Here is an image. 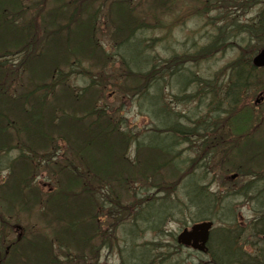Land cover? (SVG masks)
I'll list each match as a JSON object with an SVG mask.
<instances>
[{"label": "trees", "instance_id": "16d2710c", "mask_svg": "<svg viewBox=\"0 0 264 264\" xmlns=\"http://www.w3.org/2000/svg\"><path fill=\"white\" fill-rule=\"evenodd\" d=\"M143 2L0 0V171H7L0 184V227H9L10 220L19 226L21 216L25 220L32 217L37 223L28 222L31 230L40 225L54 235L39 231L35 236L31 231L29 246L18 249L19 243H28L26 239L21 236L10 241V235L5 233L0 242L8 244L9 249L0 251V264H53L54 258L47 254L52 251L55 236L65 237L67 248L92 251L93 240L105 227L100 221H108V229L112 230L126 223L129 238L130 234L136 235L132 227L140 223L150 222L149 229L153 230L170 211H178L174 202L178 185L165 182L171 180L169 176L180 177L185 167H194L192 174L197 177L183 179H187L184 199L202 211L212 208L215 201L198 182L197 172L204 155H214L215 151L222 155L229 173L248 180L238 193L254 205L257 216L250 233L260 239L264 236V114L257 115V106L247 102L249 95L264 93V68L252 65V58L264 48V0H202L197 9L204 8V12L197 13L198 18L225 7L249 11L247 14L256 9V13L243 23L231 17L208 22L207 26H214V34L207 44L193 53L175 54L173 62L157 59L152 54L153 43L148 44L144 35L165 28L157 14L168 11L174 0H153L152 19L143 12ZM46 3L50 5L47 11ZM35 14H40L39 26ZM104 27L115 49L113 53L98 40ZM239 37L243 45L234 46L238 54L226 66L224 82L185 74V65H197L225 52L224 47ZM32 38L37 39L38 48L47 50L46 55L30 53ZM73 66L88 79L76 89L69 85L75 71H64ZM92 68L100 74L109 69L111 74L105 81L125 98L150 100L151 127L145 138L143 135L138 139L101 106L103 85ZM167 75L174 77V84L186 92L189 85L195 84L190 98L195 94L209 96V111L205 113L208 120L197 121L199 115L168 110L161 88ZM219 121L224 125L218 126ZM195 142L198 144L194 147ZM226 143L236 146L224 149ZM183 144L190 151L195 148L193 159L181 158L178 148ZM131 147L135 149L132 158ZM12 151L16 155L10 156ZM44 181L52 182L50 190H42ZM144 183L152 187L145 188ZM133 220L137 225L131 226ZM260 244L253 246L255 255L248 256L243 249H235L234 241H228L221 264H264L263 239ZM135 261L143 262L140 258Z\"/></svg>", "mask_w": 264, "mask_h": 264}, {"label": "rangeland", "instance_id": "374dc122", "mask_svg": "<svg viewBox=\"0 0 264 264\" xmlns=\"http://www.w3.org/2000/svg\"><path fill=\"white\" fill-rule=\"evenodd\" d=\"M152 1L153 0H144L141 5L143 12L146 13V15H150V19H152ZM201 1L202 0H174V3L170 2L172 6H170L168 11H165L161 14V16L159 13L157 14L159 20H162L165 28H163V30H150L144 35V40H146L148 44H150V42L153 43L154 46L151 48L152 54L156 56L157 59L160 58L163 61L173 62V56L175 54L179 55L182 51L193 53L198 47H204L207 44L209 37L214 34V26H207L208 22L217 23L218 21H223L221 20L222 17H225V19L231 17L237 22L243 23L250 21L256 13V9L247 14L249 11L243 12L235 7H225L212 9L210 12L205 13L203 18H198L197 13L199 14L202 11L204 12V8L197 9L200 6ZM45 5H47L44 7L47 11L50 8V5L48 3ZM32 7H34V5ZM223 12L224 15L222 14ZM39 15L40 14H35L36 26L40 25V19L38 18ZM213 18L215 20H209ZM150 21L153 23V20ZM105 30H107L106 27L101 30L102 33L98 36V40L106 51L113 53L115 49L111 44L108 32ZM239 38L240 39L232 40L233 43H231V46L227 48L225 46V52L213 55L212 58L203 60L197 65L188 63L184 66L186 68L185 74H193L196 77L201 78V80H212L217 83L219 81L224 82L226 79L224 76L226 73V66L234 60L238 54V49L234 48V46L243 45L241 42L242 37ZM161 39L164 42H162ZM38 46L39 44L37 39L32 38L29 48L31 51L30 53L35 54V52H39L40 54H43V56L46 55L47 50L45 52L44 48H38ZM8 58H12V56ZM3 60H5V58L1 61ZM106 66L107 65L104 64V67ZM116 66L119 68V63H116ZM74 69L75 66L69 69H64V71H75ZM116 69H111V71H117ZM91 70L93 74L100 76L102 81L103 99L100 101L101 106H104L107 110H109L115 119L125 125V127L135 134L138 139H141L143 135L145 138L148 133L147 130L151 127V121L149 118L150 112L148 108L150 100L144 99L140 101L132 97L125 98V94L120 93L112 84L105 81V78L108 77V74L110 73L109 69H103L101 74L98 72L99 70L97 71V69L95 70L92 68ZM75 72H73L69 77V85L74 89L84 86L86 80H88L83 74H81L82 70L81 72ZM166 72L169 74L170 70H166ZM104 83L107 85H104ZM174 83L175 78L167 75L163 79V84L161 85L162 96L164 98V102L168 104V110L173 113L181 115L185 114L187 116L199 115L197 116V119H195L197 121L208 120L205 113H208L209 111L206 108V105L209 102V96L208 98H204L203 95L197 96V94H195L193 98L192 96L190 98L188 96L189 93L196 90L195 84L189 85L186 92V89H179L180 87L176 86ZM209 83L213 84L214 82ZM0 86L2 87V84ZM182 93L185 94L181 95ZM259 95H262L263 102L257 105L255 113L257 115H263V92H257L252 96L249 95L247 102L248 105L253 107V103L259 98ZM213 120L214 119H212V121ZM221 125H224V122L222 123V121H219L218 126ZM243 143L244 142L241 143V146ZM197 144L198 143L195 142L194 147ZM59 146L61 147V143H59ZM234 146L236 145L233 143H226L223 148H230L231 150ZM190 149L191 148H188L185 144L180 145L178 150L182 153L181 158L190 156V159H193L196 156V153L193 152L195 151V148H193V151H190ZM134 151L135 149L131 147L129 151L130 158L135 155ZM209 154L206 153L204 155V161L200 163V168L203 170L200 169L197 173H199L198 178H200V181L198 182H200V184L205 188L207 193L212 195V198L215 201L214 206L207 209V212L203 215L205 219L212 218L211 221L214 223L213 231L211 233L212 243L216 244L217 242H220L221 229H228L229 233H232L233 237L236 238L238 244L245 248L244 250L248 256H254L256 249L253 246L256 244L258 246L261 245V239L252 236L250 233L252 221L257 215L253 211V203L247 201L246 198L239 196L241 187L246 185L248 180L240 178L231 180L230 177L234 173H229L228 168L221 161L222 155L218 151H215L213 153L214 155L209 156ZM14 155H16V151H12L10 153V156ZM186 160L187 159H184L185 162ZM186 165H188V162ZM185 168L186 169L180 174V177H178L177 174L175 178L169 176L168 179L171 180H166L167 182H165L168 183V185L171 183L178 185L177 195L174 200L178 211H170L158 228L151 230L148 226L150 222L145 225H140L142 224L140 223L137 227H132L133 231H136V235L132 236L130 234L129 238V236H126V227H128L126 223L122 228L112 230L108 229V221H100V223H104L105 227L99 237L93 240L92 251H90V248L83 249L81 247H77L76 249V247L72 246L67 248V245L63 242L65 237L56 238L55 236L52 240V244L50 245L52 251L48 253L47 256L51 255L54 258V260H52L53 264H137V261L135 260L139 258L143 261L140 262V264H207V257L181 249L175 242L176 236L183 228L190 227L194 223L201 222H194L193 220L196 216L201 215L202 210L190 206L188 201L184 199L183 194L185 191L184 184L187 180L183 179L190 175L197 177V174H192V172L196 169H194V167ZM5 177H7V171H0V184L2 179ZM51 184L52 182H41L42 190H50ZM143 186L148 189L152 187L151 183H144ZM131 205L132 203L128 206L130 209ZM1 212L0 206V216L3 217V213L1 214ZM130 213L134 214V216L137 214L133 211H130ZM20 218L22 220H20L17 224L21 227L20 231H16V224L14 220L9 221V227H5V224H1V242L5 233L10 235L8 237L10 241L16 240L18 237L22 236L28 243L26 244L25 242H21L17 248L23 249L25 246H29V242L32 241L29 235L31 231L36 233L35 236L39 233V231L48 232L50 236H54L53 234L51 235V232H49L47 228H39V224V226H35L31 230L28 226V222L33 224L37 223V221L32 217L27 218L28 220L24 219L25 216H21ZM135 225H137V222L133 220L131 226ZM101 240H103V244L101 243ZM1 242V252L2 250L6 251V248L9 249L8 244H1Z\"/></svg>", "mask_w": 264, "mask_h": 264}, {"label": "water", "instance_id": "95a60500", "mask_svg": "<svg viewBox=\"0 0 264 264\" xmlns=\"http://www.w3.org/2000/svg\"><path fill=\"white\" fill-rule=\"evenodd\" d=\"M252 64L256 68L264 67V48L261 49L258 54L253 58ZM262 98L258 99L256 103L261 101ZM211 228V223H201L192 227L191 231L184 230L177 238L179 244L185 246L191 245L194 249L204 251L205 243L208 237V231ZM192 242V244H191ZM198 243L200 245L198 246Z\"/></svg>", "mask_w": 264, "mask_h": 264}, {"label": "flooded vegetation", "instance_id": "af4514ba", "mask_svg": "<svg viewBox=\"0 0 264 264\" xmlns=\"http://www.w3.org/2000/svg\"><path fill=\"white\" fill-rule=\"evenodd\" d=\"M229 240L228 238V235L222 231L221 234H220V242H217L216 244H213L212 243V238H211V234L209 235V238H208V242L206 244V252L207 254L205 255V257H207L208 261H207V264H221V263H224V259H223V256H222V253H223V250L225 248V244L226 242ZM179 248L181 249H185V250H188V251H191L193 253H196L198 254V252L192 250L191 248L192 247H188V248H183V247H180L178 246ZM211 252V254H210Z\"/></svg>", "mask_w": 264, "mask_h": 264}]
</instances>
